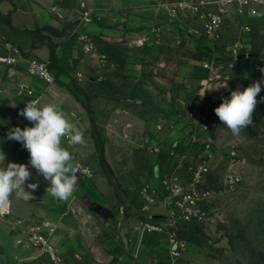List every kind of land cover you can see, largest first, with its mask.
Wrapping results in <instances>:
<instances>
[{
  "label": "crops",
  "instance_id": "crops-1",
  "mask_svg": "<svg viewBox=\"0 0 264 264\" xmlns=\"http://www.w3.org/2000/svg\"><path fill=\"white\" fill-rule=\"evenodd\" d=\"M176 1L0 0V149L5 164L28 165L32 174L27 193L13 195L10 209L0 214V264H52L28 239L38 227L54 228L49 243L62 264H169L166 238L145 233L141 218L125 215L121 204L106 196L110 186L97 169V143L112 165L114 143L141 135L149 142L177 139L182 136L179 116L186 109L214 110L230 95L220 84H209L208 75L180 52L212 45L208 40L189 36L174 47L173 36L163 33V43L154 45L151 29L169 25L168 7ZM81 4L90 11V21L82 18ZM82 33L108 54L110 67L100 71L83 55ZM9 45L48 63L55 81L29 75L26 61L3 62ZM36 99L41 106L56 103L84 134L83 144L62 139L73 164L90 170V176L79 174L67 201L45 192L48 181L29 165V152L6 139L13 127L33 126L19 112ZM143 174L145 186L160 187L151 168ZM36 182V191L27 188ZM174 264L216 263L201 248L187 247Z\"/></svg>",
  "mask_w": 264,
  "mask_h": 264
},
{
  "label": "rangeland",
  "instance_id": "rangeland-1",
  "mask_svg": "<svg viewBox=\"0 0 264 264\" xmlns=\"http://www.w3.org/2000/svg\"><path fill=\"white\" fill-rule=\"evenodd\" d=\"M259 12L260 16L253 19L224 23L219 43L185 47L181 54L191 57L193 64L208 75L209 84L227 83V88L223 87L227 92L237 86L243 90L264 78L259 70L264 68V7ZM244 26L249 30L245 31ZM261 97L264 85L257 96L253 123L239 137L219 121L214 110L200 107L186 109L179 116L182 136L177 139L149 142L141 135L114 143L112 165L98 142L97 169L110 186L106 196L120 203L125 215L141 218L140 226L149 223L162 227L164 231L158 234L166 238L168 246V232L174 231L186 248H201L216 264H264ZM232 151L235 156H231ZM147 168L158 177L160 187H152L155 192L146 202L140 191L145 187L143 172ZM233 173L241 177L235 184L229 178ZM145 205L150 210H145ZM183 207L194 209L198 219L187 222L180 218Z\"/></svg>",
  "mask_w": 264,
  "mask_h": 264
},
{
  "label": "clouds",
  "instance_id": "clouds-1",
  "mask_svg": "<svg viewBox=\"0 0 264 264\" xmlns=\"http://www.w3.org/2000/svg\"><path fill=\"white\" fill-rule=\"evenodd\" d=\"M259 70L264 73V68ZM262 85L264 78L254 81L243 90L237 86L227 98L222 97V102L214 109L219 121L233 136L239 137L247 126L252 125V115ZM220 87L227 88V83ZM260 102H264V97L260 98ZM19 115L33 126L23 129L13 127L7 132L6 139L22 143L29 152V165L48 181L45 192L55 199L67 201L72 197L80 177L79 165L73 164L74 157L62 146V139L67 138L70 145L83 144V132L56 103L41 106L39 99L31 100L20 110ZM5 159L6 155L0 149V214L10 209L13 195L26 192V182L32 176L28 165L15 162L5 164ZM38 187V182L27 183V188L32 191Z\"/></svg>",
  "mask_w": 264,
  "mask_h": 264
},
{
  "label": "built area",
  "instance_id": "built-area-1",
  "mask_svg": "<svg viewBox=\"0 0 264 264\" xmlns=\"http://www.w3.org/2000/svg\"><path fill=\"white\" fill-rule=\"evenodd\" d=\"M81 7L85 9L81 14L82 18L85 21H90V11L86 9L84 4H81ZM262 7H264V0H178L168 7L169 25L167 24L166 27L163 25L152 27L151 32L154 35L153 43L154 45H161L163 43V33H166L167 36H173V39L169 43L174 47L181 46L184 39H187L189 36L204 38L212 45H215L222 39L224 23L227 21L241 22L245 19L256 18L260 16L259 9ZM243 28L245 31L249 30L248 26H244ZM79 40L82 44L81 50L83 55L98 70L102 71L111 66L108 54L100 50L91 37L86 33H82L79 36ZM6 49L9 55L2 60L3 62L15 64L26 61L29 75L40 78L48 84L55 81L54 74L50 70L48 63L35 57L27 56L17 46L9 45ZM204 67L210 68L208 64H205ZM231 156H235V151L231 152ZM76 164L79 165L80 175L90 176V170L87 166L81 162H77ZM229 178L233 184L241 180V177L234 173ZM154 192V188L146 185L142 188L140 194L144 199H147V202L150 201L149 196L153 195ZM144 209H149V206L145 205ZM182 212L183 214L180 218L187 222L198 219L197 212L194 209L183 207ZM143 227L145 233H161L164 231L162 227L150 225L149 223H144ZM53 233L54 228H49L48 231L44 232L38 227L34 233L29 235L28 239L33 248L39 252L40 256L47 254L52 264H62L61 259L53 252L52 246L49 243V239ZM168 234V259L169 264H174L182 257L186 246L177 238L174 231L168 232Z\"/></svg>",
  "mask_w": 264,
  "mask_h": 264
},
{
  "label": "water",
  "instance_id": "water-1",
  "mask_svg": "<svg viewBox=\"0 0 264 264\" xmlns=\"http://www.w3.org/2000/svg\"><path fill=\"white\" fill-rule=\"evenodd\" d=\"M63 146V145H62ZM79 177H80V175H79Z\"/></svg>",
  "mask_w": 264,
  "mask_h": 264
}]
</instances>
